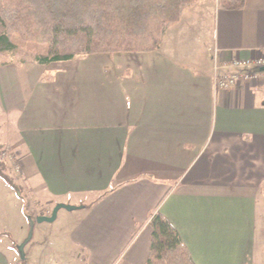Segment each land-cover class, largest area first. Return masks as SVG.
<instances>
[{
  "label": "crops",
  "instance_id": "0c3cea01",
  "mask_svg": "<svg viewBox=\"0 0 264 264\" xmlns=\"http://www.w3.org/2000/svg\"><path fill=\"white\" fill-rule=\"evenodd\" d=\"M235 57H264V0L200 1L155 51L0 64V146L22 167L21 197L0 178V227L25 222L0 229V264H145L151 212L193 264H264V71L215 90ZM21 201L82 208L50 231Z\"/></svg>",
  "mask_w": 264,
  "mask_h": 264
},
{
  "label": "trees",
  "instance_id": "16d2710c",
  "mask_svg": "<svg viewBox=\"0 0 264 264\" xmlns=\"http://www.w3.org/2000/svg\"><path fill=\"white\" fill-rule=\"evenodd\" d=\"M199 0H0V64L14 60L19 46L12 35L47 45L33 61L48 66L81 55L148 52L160 48L166 30ZM245 0H218L222 9L240 10ZM3 150L0 146V154ZM0 178L21 197L20 187L5 172ZM27 208V201H25ZM30 221L33 219L27 213ZM149 255L145 264H193L178 233L151 212ZM21 264H28L24 259Z\"/></svg>",
  "mask_w": 264,
  "mask_h": 264
},
{
  "label": "built area",
  "instance_id": "2783aa9c",
  "mask_svg": "<svg viewBox=\"0 0 264 264\" xmlns=\"http://www.w3.org/2000/svg\"><path fill=\"white\" fill-rule=\"evenodd\" d=\"M264 68V57L247 60L235 57L229 63L221 64L215 60L213 65L214 89L217 91H230L241 83H252L258 79L257 71ZM1 161L8 163L16 178L21 177V162L9 150L3 149ZM8 159V160H7Z\"/></svg>",
  "mask_w": 264,
  "mask_h": 264
},
{
  "label": "rangeland",
  "instance_id": "374dc122",
  "mask_svg": "<svg viewBox=\"0 0 264 264\" xmlns=\"http://www.w3.org/2000/svg\"><path fill=\"white\" fill-rule=\"evenodd\" d=\"M200 1L205 2V3H209V2H213L214 0H199L197 3H199ZM197 3L193 4L192 6L196 5ZM217 3H218V0H217ZM192 6H190V7H192ZM187 8H189V7H187ZM12 38L16 42V44L19 46V50L16 52V54L14 56V60L15 61L16 60H19V61H24L25 62V61H28V60H33V58H34L35 55L45 54L46 51H47V45L45 43H39V42L31 41V40H25L18 33L13 34L12 35ZM83 56H86V55H81L79 57H83ZM1 152H2V150H1ZM1 159H2V157L0 156V160ZM1 162L4 164V167H5L4 170H5V172L8 173V175H10L12 177V174L13 173L11 172L10 165L8 163H4V161H1ZM14 178H15L14 179V182L17 185H19V183L17 181L18 178H16L15 176H14ZM21 203L23 204L24 214L27 215V213H28L33 220H34V218L36 216H38L39 214H42V212H43L42 211L43 210L42 209L43 206H40V205L35 204V205H28L27 208H26L25 201H21ZM87 204H89V203H87ZM22 217L20 219H18L17 216L14 213L13 220H11V222L5 223V225L2 226V228L0 227V229L2 230V232L8 233L7 236L9 238V240L10 239L11 240L12 239H15L16 241L19 240V237L22 234V232H21L22 231V227H23V225H25L24 224L25 222H24V220H23ZM31 222L33 223V221H31ZM59 222H60V220H56L53 223L43 224V226L48 227V229L50 231H52L54 227H57L59 225ZM29 225H30V223H28V226ZM15 240H12V241H15ZM21 244L22 243H20L19 245H21ZM51 252H53V249H51ZM52 256L54 257V254ZM66 260L67 259H64V261H66ZM58 262H59V260H58Z\"/></svg>",
  "mask_w": 264,
  "mask_h": 264
},
{
  "label": "water",
  "instance_id": "95a60500",
  "mask_svg": "<svg viewBox=\"0 0 264 264\" xmlns=\"http://www.w3.org/2000/svg\"><path fill=\"white\" fill-rule=\"evenodd\" d=\"M261 71H264V68H262ZM81 208L82 207H75V206H70V205H65V204H56L49 216H38L35 218V222L38 224L53 223L56 219L58 211L60 210L75 211ZM30 239H31V232L28 234L27 238L23 241V243L19 245L18 247V252L22 260L25 258L24 247L30 241Z\"/></svg>",
  "mask_w": 264,
  "mask_h": 264
}]
</instances>
